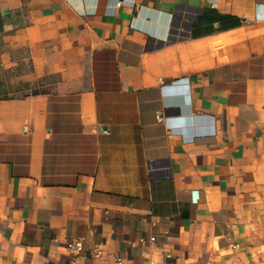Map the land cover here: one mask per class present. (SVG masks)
Returning a JSON list of instances; mask_svg holds the SVG:
<instances>
[{
	"label": "crops",
	"instance_id": "crops-1",
	"mask_svg": "<svg viewBox=\"0 0 264 264\" xmlns=\"http://www.w3.org/2000/svg\"><path fill=\"white\" fill-rule=\"evenodd\" d=\"M121 1L0 0V264H264V0Z\"/></svg>",
	"mask_w": 264,
	"mask_h": 264
},
{
	"label": "built area",
	"instance_id": "built-area-1",
	"mask_svg": "<svg viewBox=\"0 0 264 264\" xmlns=\"http://www.w3.org/2000/svg\"><path fill=\"white\" fill-rule=\"evenodd\" d=\"M121 4H122V1L120 0V2L117 3V5L120 6ZM104 132L107 133V131H104ZM67 248L73 256L79 255L80 253H82L84 249V238L79 237V238H76L75 240L69 241ZM116 259L118 261H121L120 258H116ZM250 264H253V263H250Z\"/></svg>",
	"mask_w": 264,
	"mask_h": 264
}]
</instances>
